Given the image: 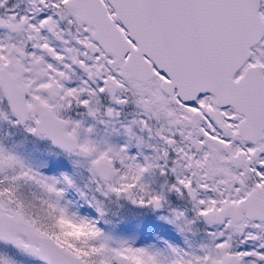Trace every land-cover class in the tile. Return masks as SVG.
Returning a JSON list of instances; mask_svg holds the SVG:
<instances>
[{
  "label": "snow or ice",
  "instance_id": "obj_1",
  "mask_svg": "<svg viewBox=\"0 0 264 264\" xmlns=\"http://www.w3.org/2000/svg\"><path fill=\"white\" fill-rule=\"evenodd\" d=\"M0 120L88 173L0 145V244L42 264H264V0H0ZM119 201L186 246L106 232Z\"/></svg>",
  "mask_w": 264,
  "mask_h": 264
},
{
  "label": "rangeland",
  "instance_id": "obj_2",
  "mask_svg": "<svg viewBox=\"0 0 264 264\" xmlns=\"http://www.w3.org/2000/svg\"><path fill=\"white\" fill-rule=\"evenodd\" d=\"M0 145L20 156L27 164L43 172L45 175H60L67 173L72 175L76 183L83 186L87 181L88 173L82 167L74 163V158L69 157L58 147L52 145L50 141L41 139L27 133L23 127L12 126L4 120H0ZM36 188L25 186L21 192L26 197L31 196ZM73 204L79 207L82 215L96 217L94 209L87 207L80 200L75 192H71L68 197ZM107 203V202H106ZM83 205L82 207H80ZM109 209V223L100 224L106 232L117 236L135 237L137 246L146 244H159L162 240L185 247L184 237L178 232L175 226L168 224L158 218L157 213L139 210L136 206L128 204L126 201H119L107 204ZM199 233L191 237L192 243H199L205 236ZM207 231H211L208 230ZM0 252L7 254L19 262V264H42L38 259L27 257L10 246L0 244Z\"/></svg>",
  "mask_w": 264,
  "mask_h": 264
},
{
  "label": "flooded vegetation",
  "instance_id": "obj_3",
  "mask_svg": "<svg viewBox=\"0 0 264 264\" xmlns=\"http://www.w3.org/2000/svg\"><path fill=\"white\" fill-rule=\"evenodd\" d=\"M170 199H171L174 203H181L180 201H178V200L176 199L175 196L170 197ZM138 209H139V208H138ZM139 210H140V209H139ZM140 211H141V210H140ZM207 230H208V227L205 226V225H203V224L201 223V224H200V234L203 235V236H205V233H206ZM209 230H212V229L209 228Z\"/></svg>",
  "mask_w": 264,
  "mask_h": 264
},
{
  "label": "trees",
  "instance_id": "obj_4",
  "mask_svg": "<svg viewBox=\"0 0 264 264\" xmlns=\"http://www.w3.org/2000/svg\"><path fill=\"white\" fill-rule=\"evenodd\" d=\"M46 141L48 142V139H46Z\"/></svg>",
  "mask_w": 264,
  "mask_h": 264
},
{
  "label": "water",
  "instance_id": "obj_5",
  "mask_svg": "<svg viewBox=\"0 0 264 264\" xmlns=\"http://www.w3.org/2000/svg\"><path fill=\"white\" fill-rule=\"evenodd\" d=\"M50 141V140H49ZM50 143H51V141H50ZM52 144V143H51Z\"/></svg>",
  "mask_w": 264,
  "mask_h": 264
}]
</instances>
